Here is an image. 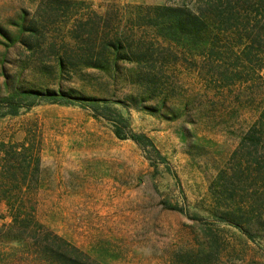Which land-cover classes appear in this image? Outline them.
Masks as SVG:
<instances>
[{"label":"rangeland","instance_id":"rangeland-1","mask_svg":"<svg viewBox=\"0 0 264 264\" xmlns=\"http://www.w3.org/2000/svg\"><path fill=\"white\" fill-rule=\"evenodd\" d=\"M195 2L0 0V146L12 152L0 153V264H46L30 238L7 235V199L18 196L102 264H264V175L252 171L254 186L243 194L249 233L216 215L242 198L238 187L234 199L219 201V172L234 176L233 152L264 122V46L246 55L250 42L230 30L192 55L158 37L150 22L158 12L149 6ZM89 19L97 36L108 22L112 34L171 51L172 61L162 73L128 61L107 70L61 65L60 57L81 51L71 34ZM31 25L38 38L29 37ZM30 88L99 99L21 94ZM26 170L36 174L31 181Z\"/></svg>","mask_w":264,"mask_h":264},{"label":"trees","instance_id":"trees-1","mask_svg":"<svg viewBox=\"0 0 264 264\" xmlns=\"http://www.w3.org/2000/svg\"><path fill=\"white\" fill-rule=\"evenodd\" d=\"M149 7L158 12V15L150 20L158 29V37L161 36L164 40L183 45L185 52L192 55L197 49H199L198 53L204 52L208 42L217 45L219 33L230 30L235 33L239 41L246 37L250 42L245 49L246 55H249L255 46L259 48L264 46V21L260 18V15L264 16V0H196L194 7L182 4L152 5ZM252 14H254V19L248 17ZM108 25L110 30H105L97 36L94 34L95 21L93 19H89L87 22H78L72 31L71 38L81 51L68 59L60 57L61 65L67 66V62H70L74 68L96 67L107 70L117 67L121 61H128L135 62L139 67L144 66L151 70L158 69L162 73L161 70L164 66L172 61L171 51L166 49L157 51L156 49H149L148 46L136 48L135 46L138 44L129 39L126 34H120V32L112 34L111 24L107 22L106 27ZM213 29H216L214 34H212ZM28 30L30 31L29 37L38 38L39 28L36 25L29 26ZM23 41L29 43L27 40ZM215 51L214 46H211L206 53L210 56L214 55ZM156 64H159L160 67H157ZM158 71L144 70L141 75H152L151 73H153L157 77L160 73ZM149 78L153 79L151 76ZM21 94L28 97L62 98L80 103L95 102L99 99L83 94H72L70 91L56 92L49 88L45 90L25 89L21 90ZM116 133L121 138H133L139 141L136 135H123L119 129L116 130ZM263 137L264 122L262 121L260 125L254 126L248 131L241 140L240 146L233 152L229 165L233 169L234 176L227 175L226 169L223 168L216 179L220 192L214 190L218 193V197H220L218 199L221 202L224 198L234 199L238 187L241 189L242 195L240 197L242 198L240 201L237 204L231 203L222 210V213L216 212V215L222 221L235 225L247 233L250 230L244 222L245 212L242 203L245 196L243 194L249 193L251 187L254 186V180H251L254 178L252 171L257 170L260 176L264 175L262 172L264 171ZM261 146L263 148L262 153L260 152ZM2 149L6 152L5 159L11 157L12 152L8 148L5 149L0 146V153H2ZM244 149L248 152L246 159L237 161L236 156ZM29 176L31 177L28 181H31L36 174H28L26 170L25 180ZM26 185L30 188L31 182H27ZM18 187L22 188L21 186ZM7 202L13 215V223L7 235L24 242L30 238V249L39 260L42 259L46 264H102L96 259H92L88 252L41 223L34 214V207L26 209L21 197L18 196L15 200L8 197Z\"/></svg>","mask_w":264,"mask_h":264}]
</instances>
